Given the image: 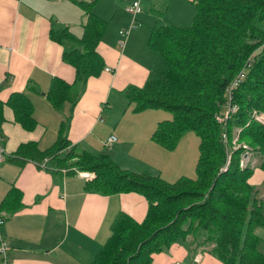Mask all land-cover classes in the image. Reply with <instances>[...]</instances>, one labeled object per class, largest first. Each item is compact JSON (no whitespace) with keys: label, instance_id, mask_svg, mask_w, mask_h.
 Here are the masks:
<instances>
[{"label":"trees","instance_id":"obj_1","mask_svg":"<svg viewBox=\"0 0 264 264\" xmlns=\"http://www.w3.org/2000/svg\"><path fill=\"white\" fill-rule=\"evenodd\" d=\"M74 1L86 14L82 35H74L56 19L49 20L48 30L49 38L62 46V60L73 68L74 79L53 77L45 93L55 109L62 110L69 102L70 111L49 148L41 150L37 142H25L2 159L23 164L48 158V169L92 172L94 177L86 179L91 192H137L145 197L144 217L136 220L120 212L89 264H151L153 254L174 243L186 245L188 235L193 251L208 247L223 264H264V252L259 249L262 239L255 232L264 228V198L252 182L257 168L264 171V125L252 117L254 110L264 112V0H193L195 14L188 26L151 30L148 44L155 52L154 64L143 85H129L124 94L133 112L163 109L172 113L170 119L158 122L151 135L163 148L174 149L189 130L199 137L196 176H181L173 182L151 170L120 167L106 148L79 152L70 148L67 131L72 110L88 78L98 76L105 67L96 49L104 22L91 10L93 0ZM242 68L245 77L232 91L237 110L218 122L216 116L225 110L226 87ZM5 105L24 129L35 127L30 98L22 91L13 92L6 101L0 100V137ZM248 151L253 152L252 159L258 157V163L241 166ZM22 205V192L12 186L0 211L8 216Z\"/></svg>","mask_w":264,"mask_h":264},{"label":"crops","instance_id":"obj_2","mask_svg":"<svg viewBox=\"0 0 264 264\" xmlns=\"http://www.w3.org/2000/svg\"><path fill=\"white\" fill-rule=\"evenodd\" d=\"M132 1L93 0L92 12L104 22L96 49L105 67L98 76L88 78L72 110L67 139L70 148L82 146L89 151L108 148L105 142L110 135L116 137L117 151L123 147L127 151L126 144L131 141L129 151H139L135 155H139V164L130 159V166L122 167L139 171L144 168L141 161L148 164L144 157L156 151L167 155L172 152L151 139L158 122L170 116L160 117L159 109L133 112L130 105L117 115L113 108L121 109L124 90L129 85H143L154 64L155 52L148 44L151 30L166 25L188 26L195 14V4L193 0H138L141 12L136 16L137 27L129 32L121 47L119 31L130 24L124 8ZM50 19L81 36L86 14L74 0H0V100L6 101L13 92H24L32 102L36 120L35 127L26 130L15 121L11 107L4 106L0 140L3 157L19 144L30 141L37 142L41 150L49 148L70 111L69 102L57 110L45 95L53 77L68 82L74 79L73 68L62 60V46L48 36ZM104 101L110 106L104 110L103 119ZM110 146L114 148V142ZM254 157L249 164L258 162V157ZM182 160L183 157H178L175 164ZM252 182L264 198V171L257 168ZM86 183L79 174L48 169L35 161L23 164L0 161V205L12 186L22 192L23 205L16 212L7 216L0 211L4 218L0 237L9 245L10 264H89L109 237L111 225L120 212L136 220L146 214L147 200L142 194L105 195L86 189ZM168 249L153 254L151 264H178L188 255L192 259L195 255V264H221L212 254L200 252V255L178 243Z\"/></svg>","mask_w":264,"mask_h":264},{"label":"rangeland","instance_id":"obj_3","mask_svg":"<svg viewBox=\"0 0 264 264\" xmlns=\"http://www.w3.org/2000/svg\"><path fill=\"white\" fill-rule=\"evenodd\" d=\"M77 91H79V88L77 89ZM82 92H83V90H82ZM123 96L125 98L123 100V103L121 104V107H119L121 109L118 110L116 106L113 108L114 111H117V115L118 114L121 115V113L123 112V108L125 106L129 105L128 99H127L126 95L124 94V92H123ZM110 102H111V104L114 103L112 100L111 101L109 100V103ZM101 106H106L103 108V119H104L105 118L104 110H107V108L110 106V104L107 105L106 101H104V102H102ZM130 106H132V104ZM159 116L160 117L170 116V118H171L172 113L170 111H167V110L159 109ZM161 120H163V119H161ZM235 131H237V130H235ZM4 132H5V130H4ZM141 136L142 135H140V137ZM131 144H132L131 141H130V143L126 144L127 151H126V148H124V147L120 151L114 150L115 147L117 146L116 142H114V148H112L109 145L110 147H108L106 149H108V150L110 149L109 154H110L111 159L113 160V162L120 165V167H122L124 165L130 166L128 164V161L130 159H133L135 164H139V162H138V156L139 155L137 157L135 156L136 154H138L139 151H129ZM232 144L234 145L233 147H235V148L239 146V143L237 142V140L234 141ZM198 146H199V137L195 134V132H193L191 130L186 131L183 133V135L179 139L177 146L174 149L168 150V151H172V152H169L168 155L163 154L160 151H156V152H154V154L152 156L144 157L147 160L148 164L141 161L140 164L144 168H140L139 171L146 170V169L151 170L155 173H159L161 178H163L164 180L169 181V182H173L176 179L180 178L181 176H187V177L193 178L196 176L195 165H196V161H197L198 154H199V147ZM241 146L246 147L244 144H242ZM74 149L76 152L83 150L82 146H76V148L74 147ZM99 149H101V147ZM252 154H253L252 151H248L249 157H251ZM178 157H183V160L180 162V164H175V161ZM139 161H140V159H139ZM256 161L257 160H254L253 163L257 164L258 162H256ZM80 172H88V171L83 170ZM92 177H94V176H92ZM256 231H257V235L260 237V239H262L260 241V244H259V249L264 252V228L258 227L256 229ZM183 247H186L187 249H189V247H191V249H194L191 245V236L190 235L187 236L186 245H183ZM163 251L166 252V251H169V249H165ZM196 251L199 252L198 254H200V255H201L200 252H203V253L205 252V253L210 254V252L208 251V247H204V246H203V248H198ZM194 258H195V255H194L193 259L188 255L187 259H185L183 261H179L178 264H195L196 260ZM216 259L218 261H220L218 258H216ZM221 264H223V263L221 262Z\"/></svg>","mask_w":264,"mask_h":264},{"label":"built area","instance_id":"obj_4","mask_svg":"<svg viewBox=\"0 0 264 264\" xmlns=\"http://www.w3.org/2000/svg\"><path fill=\"white\" fill-rule=\"evenodd\" d=\"M124 11L128 14L129 18H130V24H129V27L128 28H125V29H122L119 31V35H120V38H119V45L121 47L124 46L125 42H126V38L129 34V32L136 28L137 27V22H136V16L138 13L141 12V6H140V3L138 0H134L130 3H128L125 8H124ZM250 63L247 61L246 62V66H248ZM105 70H110L109 68H105ZM245 77V69L242 68L232 79L231 81L229 82L228 86L226 87V104H225V110L223 112L222 115H217L216 116V120L218 122H225L226 119L228 117H230L233 113L236 112L237 110V105H235L233 102H232V91L233 89L238 86V84L244 79ZM252 117L262 123L264 125V112L262 111H257V110H254L252 112ZM223 138L224 140H227V135L226 133H223ZM0 140H1V137H0ZM116 140V137L115 135H110L108 138H107V141L105 142V146L106 147H109V145H111L113 142H115ZM3 158V148L2 146L0 145V161L2 160ZM47 160L48 158H45L42 162L38 163L40 166L42 167H46L47 165ZM249 161H250V158H249V155H248V152L244 153L243 156H242V160H241V166H246L249 164ZM253 163V162H252ZM250 162V164H252ZM227 167V164L225 165V167L222 169H226ZM64 172H66L65 170H63ZM77 174H79L80 176L84 177L85 179H89L91 178L93 175L92 172L88 171V172H78ZM4 222V218H2L0 216V225H2V223ZM8 250H9V245L8 243L0 237V264H10V261L8 259ZM196 259H199V255L196 256Z\"/></svg>","mask_w":264,"mask_h":264}]
</instances>
